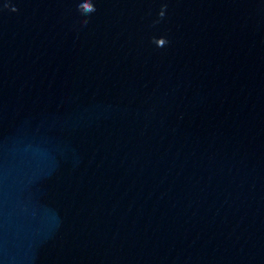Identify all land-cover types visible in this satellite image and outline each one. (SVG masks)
I'll use <instances>...</instances> for the list:
<instances>
[{
	"label": "water",
	"instance_id": "water-1",
	"mask_svg": "<svg viewBox=\"0 0 264 264\" xmlns=\"http://www.w3.org/2000/svg\"><path fill=\"white\" fill-rule=\"evenodd\" d=\"M0 264H264V0H0Z\"/></svg>",
	"mask_w": 264,
	"mask_h": 264
}]
</instances>
